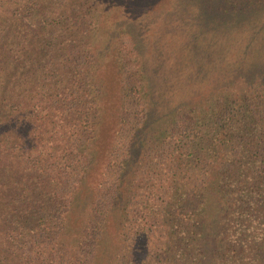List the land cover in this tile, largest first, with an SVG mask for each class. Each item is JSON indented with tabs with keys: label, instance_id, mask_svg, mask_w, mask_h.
Returning <instances> with one entry per match:
<instances>
[{
	"label": "trees",
	"instance_id": "obj_1",
	"mask_svg": "<svg viewBox=\"0 0 264 264\" xmlns=\"http://www.w3.org/2000/svg\"><path fill=\"white\" fill-rule=\"evenodd\" d=\"M135 1L0 0L5 146L26 148L14 126L19 70L47 72L48 55L6 44L31 33L34 19L95 57L69 65L62 108H48L63 132L59 149L71 156L78 143L76 163L91 160L89 171L88 143L100 141L110 96L118 115L126 108L125 162L142 157L129 173L125 163L104 207L74 189L52 210L45 194L33 193L44 207L27 199L16 166L3 177L0 165V264H264V0H163L159 11L132 14ZM34 39L19 41L27 50ZM114 71L123 92L112 96ZM17 188L24 203L14 209L7 199ZM91 240L90 252H75Z\"/></svg>",
	"mask_w": 264,
	"mask_h": 264
},
{
	"label": "rangeland",
	"instance_id": "obj_2",
	"mask_svg": "<svg viewBox=\"0 0 264 264\" xmlns=\"http://www.w3.org/2000/svg\"><path fill=\"white\" fill-rule=\"evenodd\" d=\"M164 1L166 2V0ZM164 1L158 0L160 5H158V8H155L153 7L155 5L154 0H136L130 5L131 13H147L153 9H158L157 11H159L164 7ZM4 8L0 9V14L3 12ZM26 23L29 24V27L26 25L27 27L25 26L24 29L31 31V33L27 34V36L22 33V36L26 39L35 38L31 44L28 45V49L26 50L24 46L25 42L23 40H25V38L18 37L17 32L14 34L17 40L13 41L10 39V42L6 44L9 46H13L14 44L19 52L25 49L26 53L33 58H35L38 53L48 55L45 60L48 61L46 65L47 72H29L28 68H21L19 70L23 84L20 86L19 91V103L21 102V105L16 109L14 114V126L19 127L18 130L16 129L18 143H21L22 146H26V148H17L15 151L9 150L5 146L3 138L4 131H9V128L3 127L2 122H0V165L2 169L3 166L7 167V170H4L3 177L7 176L16 166L19 174L18 176L21 174H23V176L26 175L21 182L23 183L20 185L21 190H25L27 192L25 195L27 199L31 201L32 205L34 204L38 207L45 206L41 204V199L47 197L48 204H50L49 208L52 210L55 207V202L59 204L63 203L65 201V196H67V191H73L74 189L81 192V198L83 199L93 196L94 200L95 196H98L100 207H104L106 204L105 199H107L108 196H113L114 191L112 187L116 184V178L120 174V170L125 167V161L127 160L125 159L128 155L127 140L121 137V134H123L125 130L123 123H121L125 113L123 109L126 108H123L121 114L118 115L119 102H116L114 98L110 99V96L103 100V104L106 105L107 108L102 117L105 118L106 115L107 123L105 122L106 125L99 131L100 141L95 143L94 147H90L91 143H88L89 148L94 149L95 154L90 152L87 158L92 159L93 157L95 160L86 173L83 167L85 169L89 167L88 165L91 164V160L84 163L82 159L81 163H76L79 159L78 157L81 155L78 153L80 148L78 143L74 145L78 147V150H74L71 156H68V152H62L59 149L63 143V132L61 129H58V125L56 124L57 119L54 118V115L51 114L48 108L49 106L51 108V105H56L57 109L62 108V104L60 103L67 81L66 79L62 80V77L65 75L64 72L69 65H79L90 62L95 57H85L82 52L76 51L71 47L67 48L63 42V35L61 37L58 33L43 27V24L39 22V20L33 19ZM19 28L20 26H17L15 29L19 31ZM19 39L23 40L19 41ZM64 67L65 69H63ZM106 71V73L102 72L99 75V81L109 80L112 68L109 66ZM129 75L130 74H126L124 77ZM75 76L80 79V72L77 71ZM113 77L116 84L112 87V96L116 93L123 92L121 78L118 79L115 71ZM110 101L112 103L111 105ZM59 112L63 115L62 111ZM35 146H41L40 151H42V154L38 158L35 151L37 148H35ZM129 150H131L130 147ZM14 156L17 157L16 164L12 162ZM141 159L142 157L140 155L132 154L131 157L128 158L129 163H126L125 170H127V173L133 170V161L131 162V160L141 161ZM75 165L79 166L77 170L72 169ZM37 166L44 169V171L38 170ZM24 167L26 169H24ZM42 172L47 174L45 177L47 181L44 183L40 181V184H37L39 180L37 179L38 175ZM35 178L37 179V186H34ZM78 185H80V189ZM20 188L14 190L7 199L9 205L14 209L23 207V200L19 199L17 196L22 193ZM34 192L40 195L45 194L46 196H37V193L33 194ZM10 199L12 200L11 204L8 201ZM35 201H37V203ZM0 203L4 204V202L1 201ZM93 234L94 233H92L91 239L94 238ZM49 236L53 238L52 234ZM51 238L44 240L42 247L47 248ZM92 243V240L87 243V251L79 247V250L75 252L80 250L90 252V245H92Z\"/></svg>",
	"mask_w": 264,
	"mask_h": 264
}]
</instances>
